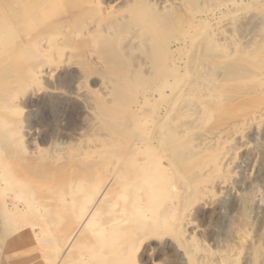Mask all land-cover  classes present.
<instances>
[{"label":"rangeland","instance_id":"374dc122","mask_svg":"<svg viewBox=\"0 0 264 264\" xmlns=\"http://www.w3.org/2000/svg\"><path fill=\"white\" fill-rule=\"evenodd\" d=\"M0 264H264V0H0Z\"/></svg>","mask_w":264,"mask_h":264},{"label":"bare ground","instance_id":"6f19581e","mask_svg":"<svg viewBox=\"0 0 264 264\" xmlns=\"http://www.w3.org/2000/svg\"><path fill=\"white\" fill-rule=\"evenodd\" d=\"M3 29H4V27H3ZM8 31H9V30H8ZM202 65H203V64H202ZM159 125H160V124H159ZM150 186H151V185H150ZM107 189H108V188H107ZM142 189H143V188H142ZM80 196H81V195H80ZM79 198H80V197H79ZM72 203H73V202H72ZM95 211H96V209H94V210L92 211L91 214L93 215V214L95 213ZM91 214L87 216L86 220H90V219H91V217H92ZM90 216H91V217H90ZM43 222H44V221H43ZM42 224H43V223H42ZM72 226H73V225H72ZM54 245H55V244H54Z\"/></svg>","mask_w":264,"mask_h":264}]
</instances>
